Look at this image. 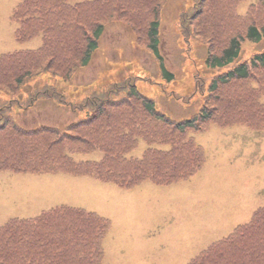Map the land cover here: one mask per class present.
Wrapping results in <instances>:
<instances>
[{"label": "trees", "instance_id": "trees-1", "mask_svg": "<svg viewBox=\"0 0 264 264\" xmlns=\"http://www.w3.org/2000/svg\"><path fill=\"white\" fill-rule=\"evenodd\" d=\"M165 0H23L14 12L20 23L18 40L41 36L36 50H20L0 57V170L68 172L93 175L132 187L145 179L169 184L197 173L205 162L203 148L190 131L208 123L264 125V53L250 63L234 65L246 38L264 37V4L245 16L236 0H194L183 13L186 39L208 44L207 64L227 69L213 79L210 96L194 117L176 121L160 112L142 94L132 77L91 90L84 98L71 92L70 81L87 66L99 48L105 22L124 21L138 40L160 59V10ZM231 65H234L233 67ZM49 75L36 90L24 88ZM254 82L256 86H252ZM21 96V97H20ZM51 97L86 117L67 130L17 123L13 109L30 107ZM140 141L148 145L141 159L130 157ZM101 151L98 160L77 161L74 154ZM109 220L79 208L61 206L36 219H13L0 226V264H101L102 240ZM190 264H264V207L229 237L212 244Z\"/></svg>", "mask_w": 264, "mask_h": 264}, {"label": "rangeland", "instance_id": "rangeland-1", "mask_svg": "<svg viewBox=\"0 0 264 264\" xmlns=\"http://www.w3.org/2000/svg\"><path fill=\"white\" fill-rule=\"evenodd\" d=\"M257 1L243 0L240 11L245 13ZM20 2L0 0V56L42 44L40 37L17 41L18 24L12 15ZM163 4L162 53L174 78L169 80L163 74L154 55L144 45H137L126 24L118 21L109 26L93 62L76 79V88H70L76 98L134 76L140 92L169 117L184 120L199 112L204 100L199 79L208 83L213 76L206 64L207 44L196 39L187 46L178 30L181 14L192 11L195 1L165 0ZM263 51L264 39L243 42L239 62ZM14 116L26 126H64L84 115L44 99L25 115L17 110ZM194 138L205 149L204 168L189 181L168 186L146 181L122 189L90 176L0 172V225L70 205L110 219L103 264H188L210 244L249 222L264 205V129L212 125ZM145 148L142 142L133 154L139 156Z\"/></svg>", "mask_w": 264, "mask_h": 264}]
</instances>
